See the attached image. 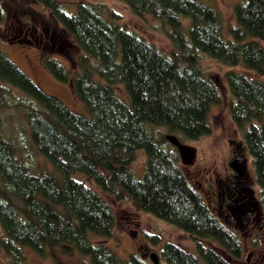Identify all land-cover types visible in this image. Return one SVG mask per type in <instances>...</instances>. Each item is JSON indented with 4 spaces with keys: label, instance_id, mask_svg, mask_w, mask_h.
<instances>
[{
    "label": "trees",
    "instance_id": "16d2710c",
    "mask_svg": "<svg viewBox=\"0 0 264 264\" xmlns=\"http://www.w3.org/2000/svg\"><path fill=\"white\" fill-rule=\"evenodd\" d=\"M35 1L82 50L71 68L73 77L53 56H44L43 63L56 80L70 83L88 115L45 92L0 49L1 247L10 264H27L21 246L43 254L45 247L68 250L67 245L91 264H147L137 254L123 260L91 239V234L111 238L115 228L112 208L99 191L117 200L129 198L137 210L193 238L195 252L163 243L164 264H233L206 241L239 260L240 238L192 185L179 166L178 147L165 132L196 141L212 133L210 106L221 98L201 58L227 66L231 117L243 131L264 211V80L236 69L241 65L264 75V0L238 2L236 23L226 36L218 11L197 0H120L136 15H150L166 27L170 52L120 24L118 14L110 11L107 17L100 4L77 0L70 13L57 0ZM4 18L0 6V22ZM5 112L10 119L15 114L23 118L27 130L19 124L18 131L27 134L54 172L19 155L3 133ZM141 153L147 162L138 179L133 166ZM78 174L90 178L97 190ZM149 238L160 242L157 236Z\"/></svg>",
    "mask_w": 264,
    "mask_h": 264
},
{
    "label": "rangeland",
    "instance_id": "374dc122",
    "mask_svg": "<svg viewBox=\"0 0 264 264\" xmlns=\"http://www.w3.org/2000/svg\"><path fill=\"white\" fill-rule=\"evenodd\" d=\"M57 1L64 4L65 8L69 10L70 13L75 12L77 0ZM82 1L102 5L105 8L104 14L107 17L110 11L118 14L120 17L117 21L120 24L142 35L160 50L165 52H170L172 50L173 45L166 34V27L152 16L146 15L140 17L133 13L132 10L120 0ZM197 1L211 6L218 11L221 17L223 34L225 36L228 35L229 28L236 23L234 7L242 0ZM0 6L3 9L5 17L4 21L0 22V49L45 92L59 97L72 111L82 115H88L84 103L75 97L70 83H63L56 80L43 63L44 56H53L70 71V76L73 77L74 72L72 69L75 67L73 63L78 56L82 54V50L74 43L71 35L47 9L35 0H0ZM34 22L43 23V26L48 30V35L52 34L53 29L56 30L57 33L63 34L68 42L71 43V46L67 48L68 51L66 50L67 53L55 52L51 54L48 50H44L41 46H37V44L34 43L29 44L21 41L9 42L8 39L11 37V29L18 28L21 29L24 34L30 35L32 30L28 28H30ZM187 23L188 22H186L185 25H187ZM201 62L206 74L215 83L219 97L221 98L219 103L210 106L209 121L212 127L215 132H219V127L224 126L223 124L226 126H228V124L236 126L232 120L229 109L231 94L225 78V72L228 67L205 55L202 56ZM236 69L246 75L264 80V75L261 77L257 76L254 72L245 69L241 65L236 67ZM118 91L121 96L124 97L123 90L120 88ZM4 116L6 118L3 123V133L9 136L16 144L19 155L21 157L30 158L31 162L37 166V168L48 172H54L51 164L40 155L37 148L29 140L27 134L24 132L21 134L18 131L20 130L19 124H23L26 127L23 118L15 114L14 119H10L8 112H5ZM234 130H236V128H234ZM236 132L238 138L244 140L243 131L238 128ZM165 134L169 138H177L180 144L194 151V158L189 164H185L181 159V155H179V166L192 185L204 196L205 192L200 186L201 181H203L202 170L205 167L209 168L216 159L222 157V155L219 156L220 142H217L218 134L216 133V136L205 137L198 141L185 140L178 135H172L167 132H165ZM249 159L250 173L255 181V188L260 199V187L256 182L255 169L250 154ZM146 162V155L141 153L133 166V172L136 178L141 179L143 177ZM77 178L97 190L90 178L80 174L77 175ZM99 193L111 206L114 213V233L111 238L92 237V234L90 237L95 242L109 246L121 259L128 260L131 254H137L142 257L147 264H154L151 254L155 253L158 264H164L161 250L165 242H173L190 252H195V242L188 233L152 214L137 210L129 198L117 200L113 196L101 191H99ZM236 234L240 238L243 246L242 257L237 261L225 255L221 249L213 246V243L207 241L205 243L217 249L233 264H264V211L263 221L255 230L244 229V233L241 234V232H239ZM255 235L257 236L256 240ZM149 236H157L160 242L158 244H153ZM4 237V231L0 225V264H10L9 257L1 247V240ZM67 246L70 249L66 250L62 246L45 247L43 254L35 252L28 246H21V250L25 255V262L27 264H91L89 257L82 255L75 246Z\"/></svg>",
    "mask_w": 264,
    "mask_h": 264
},
{
    "label": "flooded vegetation",
    "instance_id": "af4514ba",
    "mask_svg": "<svg viewBox=\"0 0 264 264\" xmlns=\"http://www.w3.org/2000/svg\"><path fill=\"white\" fill-rule=\"evenodd\" d=\"M43 25L34 22L28 28L32 30L30 35L24 34L18 28L11 29L8 40L12 43H34L51 54L67 53L71 43L54 29L48 35V30ZM223 125L219 127V132H215L212 127V133L205 136L213 137L218 134L219 156L222 157L216 159L209 168H203V181L200 186L205 192L203 197L206 203L219 221L235 233L242 234L244 229L255 230L263 221V208L250 173V159L245 141L238 138L236 124Z\"/></svg>",
    "mask_w": 264,
    "mask_h": 264
},
{
    "label": "water",
    "instance_id": "95a60500",
    "mask_svg": "<svg viewBox=\"0 0 264 264\" xmlns=\"http://www.w3.org/2000/svg\"><path fill=\"white\" fill-rule=\"evenodd\" d=\"M170 140L178 147L182 161L185 164L191 163L194 158V151L192 149L187 148L185 145L180 144L177 138L175 137H171ZM151 258L154 264H158V259L155 253L151 254Z\"/></svg>",
    "mask_w": 264,
    "mask_h": 264
}]
</instances>
